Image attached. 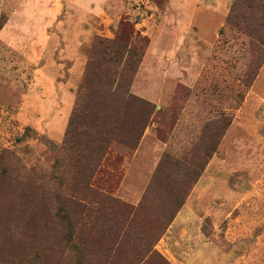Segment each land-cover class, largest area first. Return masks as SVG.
I'll use <instances>...</instances> for the list:
<instances>
[{
	"label": "rangeland",
	"instance_id": "obj_1",
	"mask_svg": "<svg viewBox=\"0 0 264 264\" xmlns=\"http://www.w3.org/2000/svg\"><path fill=\"white\" fill-rule=\"evenodd\" d=\"M161 1L0 0V264H264V0ZM122 22L134 73L80 101Z\"/></svg>",
	"mask_w": 264,
	"mask_h": 264
},
{
	"label": "trees",
	"instance_id": "obj_2",
	"mask_svg": "<svg viewBox=\"0 0 264 264\" xmlns=\"http://www.w3.org/2000/svg\"><path fill=\"white\" fill-rule=\"evenodd\" d=\"M238 2L239 0H236V2H234V4L232 5L231 15L228 17V20H227L228 25L232 26L234 23H236L235 20H233L232 18L235 17V15L233 14H235V12L237 11ZM158 3L159 5H162L161 0H158ZM144 41H145V37H142L140 36V34L135 32L133 27L127 22H122L120 24L119 30L113 39H110V40L100 39V38L96 39L90 49V53H92L93 56L87 63L86 71L84 73V77L82 79V82L78 90V98L80 99V101L84 94H89V93L94 92L96 95H99V93L106 91L104 89L103 90L100 89L103 86L102 85L103 80H102L101 74H103L104 78L107 74L106 65L107 66L109 65V67H111L112 69L111 77L119 76L120 73L118 71V68L121 64H123L121 68L123 72L134 73L135 68L139 62L140 55H141V53H137V51H141V50L136 49V48L142 45ZM260 53L261 55H259V57L260 56L263 57L264 51L261 50ZM112 82L113 81H111V83ZM92 85H96L97 88L91 89ZM107 93L109 94L108 101L110 102L113 99L117 100V98H120L119 94H121L119 93V88H117L115 91H111V92L107 91ZM121 95L123 96L124 94H121ZM106 98L107 97L105 96L104 100ZM129 98L132 99L133 97L131 96ZM101 104L102 102L99 103L95 107L88 106V107L82 108L81 104L78 103V106H77L78 114L74 113L72 115L70 122H69V126H68V132H72L74 130L75 125L78 123L84 124L86 127V130H88V133L93 132L97 126H98L97 131L105 127V126H100V124H104L103 122L99 124V122L102 121L101 116H100V110L102 107ZM81 109L84 110L85 112L84 115H81V112H82ZM97 138L95 140V143L99 141ZM65 143L66 142H64V145ZM75 145H78V143H76ZM65 150L70 155L75 157L68 147H65ZM101 155L102 153L98 154V156L100 157L98 158V156H96L93 162L92 161L90 162L91 168H89V173L87 174L88 177L86 180L87 185H85L84 189L85 191H87L88 194H92V196L99 198L100 199L99 201L106 202L112 205L118 204L112 197L108 196L105 193L99 192L97 189L92 188L89 184L91 177L93 176L95 172L94 169L100 162L101 157H103ZM118 205H121L123 207H128L127 205H124V204H118ZM72 236L73 234L69 233V238H72ZM158 256L162 259V256L160 255Z\"/></svg>",
	"mask_w": 264,
	"mask_h": 264
}]
</instances>
